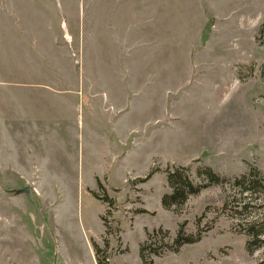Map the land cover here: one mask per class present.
Listing matches in <instances>:
<instances>
[{
	"label": "rangeland",
	"instance_id": "obj_1",
	"mask_svg": "<svg viewBox=\"0 0 264 264\" xmlns=\"http://www.w3.org/2000/svg\"><path fill=\"white\" fill-rule=\"evenodd\" d=\"M201 166L231 182L162 208L164 171ZM251 167L264 177V0H0V264H97L92 243L141 264L147 233L197 224L152 264H264L244 230L264 231V192L232 186Z\"/></svg>",
	"mask_w": 264,
	"mask_h": 264
},
{
	"label": "trees",
	"instance_id": "obj_2",
	"mask_svg": "<svg viewBox=\"0 0 264 264\" xmlns=\"http://www.w3.org/2000/svg\"><path fill=\"white\" fill-rule=\"evenodd\" d=\"M155 171L156 170L151 171L146 178L150 177V175H152ZM164 172L169 191L161 196L160 203L162 208L167 210L180 207L185 203L190 195L197 194L200 190L210 185L222 182H231V180H227L225 177L220 178V176L208 166H201L197 168L196 178L199 180L198 182L189 174L188 169L186 168H173ZM232 182V186L238 189L239 194L247 193L251 195L256 191L264 192V177L256 168L253 167H251L247 173L233 177ZM98 186L101 188L99 183ZM92 194L95 198H100L96 192H92ZM100 199L107 203L108 207H112L113 200H111L106 193H104V196ZM142 212L146 211L142 210ZM107 213H110V211ZM261 222H246V228L244 229L245 234L250 237L246 243V250L248 252H252L253 248L258 247L261 243L260 237L264 231L257 230V228L261 225ZM105 231H108V228L105 227ZM159 231H161V229ZM156 232L157 231L147 233V240L139 249L141 264H152L153 262L151 256H161L166 252H177L184 244L197 242L202 237L203 230L198 228L197 224L196 232L194 234H188L184 232L181 226H179L175 237L170 243L166 242L165 244L161 243L160 245H156L155 242H152L149 245L148 240L153 239ZM165 234H167V232H165ZM92 248L96 263L104 264L105 262L99 254L100 250L98 246L92 243ZM260 264H262V262H260Z\"/></svg>",
	"mask_w": 264,
	"mask_h": 264
},
{
	"label": "water",
	"instance_id": "obj_3",
	"mask_svg": "<svg viewBox=\"0 0 264 264\" xmlns=\"http://www.w3.org/2000/svg\"><path fill=\"white\" fill-rule=\"evenodd\" d=\"M16 191L17 193H29V189L28 188H23L21 190H14Z\"/></svg>",
	"mask_w": 264,
	"mask_h": 264
},
{
	"label": "bare ground",
	"instance_id": "obj_4",
	"mask_svg": "<svg viewBox=\"0 0 264 264\" xmlns=\"http://www.w3.org/2000/svg\"><path fill=\"white\" fill-rule=\"evenodd\" d=\"M228 80V79H227Z\"/></svg>",
	"mask_w": 264,
	"mask_h": 264
}]
</instances>
